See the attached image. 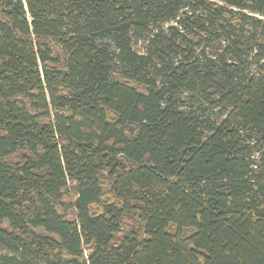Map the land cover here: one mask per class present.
I'll use <instances>...</instances> for the list:
<instances>
[{
    "label": "trees",
    "instance_id": "obj_1",
    "mask_svg": "<svg viewBox=\"0 0 264 264\" xmlns=\"http://www.w3.org/2000/svg\"><path fill=\"white\" fill-rule=\"evenodd\" d=\"M1 264H264V0H0Z\"/></svg>",
    "mask_w": 264,
    "mask_h": 264
},
{
    "label": "rangeland",
    "instance_id": "obj_2",
    "mask_svg": "<svg viewBox=\"0 0 264 264\" xmlns=\"http://www.w3.org/2000/svg\"><path fill=\"white\" fill-rule=\"evenodd\" d=\"M0 255H1V252H0ZM1 264V263H0Z\"/></svg>",
    "mask_w": 264,
    "mask_h": 264
}]
</instances>
